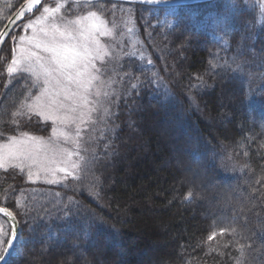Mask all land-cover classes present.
I'll list each match as a JSON object with an SVG mask.
<instances>
[{"label":"trees","instance_id":"1","mask_svg":"<svg viewBox=\"0 0 264 264\" xmlns=\"http://www.w3.org/2000/svg\"><path fill=\"white\" fill-rule=\"evenodd\" d=\"M25 1L0 0V31ZM65 1L71 18L95 10L111 19L117 3L128 4L151 65L131 53L111 58L107 127L79 175L37 184L26 169L0 168V205L18 207L28 225L23 255L7 264H264L259 6ZM59 2L44 0L33 16ZM174 6L172 25L151 14ZM27 18L1 49L0 143L52 133L51 121L22 107L40 90L33 76L7 73ZM37 186L43 191L30 193Z\"/></svg>","mask_w":264,"mask_h":264},{"label":"snow or ice","instance_id":"2","mask_svg":"<svg viewBox=\"0 0 264 264\" xmlns=\"http://www.w3.org/2000/svg\"><path fill=\"white\" fill-rule=\"evenodd\" d=\"M39 4L41 0H29L28 5L22 8L18 15L23 19L26 12L38 10ZM45 14L51 15L47 7H44L43 13L35 20H29L23 25L24 30L32 29L33 35L28 36L23 32L19 35L18 40L22 46L18 54L17 50L13 49V57L7 67V73L11 75L17 72H31L37 77L43 76L44 87L37 95L30 97L22 107L26 108V115L34 114L42 117V123L51 121L52 132L56 134L58 123L73 122L65 112L66 100L73 99L79 94L80 102L87 108L88 90L92 81L96 79L89 69H95L94 60L103 59L102 47L96 38V33L100 35L107 33L101 29L104 21L98 18L95 12H91L87 17H81L76 21H67L59 26L53 23L47 29L41 28L40 34L37 35L35 25L47 19ZM89 20L93 21L90 25ZM8 38L16 39L10 36L7 28L0 31V43ZM71 85H75L78 92H71ZM75 103L76 101L73 100L74 105ZM70 110L76 111L75 107ZM91 111L92 109H88L87 112L81 113V123L83 117ZM37 139L26 132L8 137L6 143L0 144V167L20 168L25 163H35L31 142ZM18 216L21 219L18 220ZM22 219L18 207L13 211L9 207L0 206V262L14 254L23 255L26 244L23 228H27L28 225L25 221L22 227ZM214 235L215 233L208 239H213Z\"/></svg>","mask_w":264,"mask_h":264},{"label":"rangeland","instance_id":"3","mask_svg":"<svg viewBox=\"0 0 264 264\" xmlns=\"http://www.w3.org/2000/svg\"><path fill=\"white\" fill-rule=\"evenodd\" d=\"M44 1V0H43ZM42 1V2H43ZM76 6H85L92 0H74ZM250 4H257L260 10V21L264 22V0H248ZM41 2V3H42ZM65 0H60L59 4L55 6L45 5L49 8L51 15L47 16L46 20L35 25V32L40 34L41 28H49L51 24L55 23L57 26L62 25L67 21H76L81 17H87L89 13L95 12L97 17L104 21L101 29L106 32L105 35L96 33V38L99 40L102 47L101 55L103 59H96L93 61L95 69H89L91 74L96 77L89 87L87 99L89 101L87 108L80 102L79 94L73 99L65 101V112L70 116L73 122L67 124H57V133L53 132L49 136H39L36 134H29L30 136L37 137L36 141L31 142V147L34 150L35 163H25L21 168L31 172L30 180L34 183L43 184H60L66 182L69 178L79 175L84 164L91 157L90 154L94 152V142L98 138L100 131L106 129V123L110 116L112 102L111 98L116 93L115 83L116 79L104 78V70L113 68L111 58L114 56L124 55L131 53L140 59L146 61L151 65L148 54L138 35V29L135 24V19L129 9L128 4L117 3L118 6L113 7V16L111 19L95 10H89L81 13L73 18L67 17L64 13ZM127 5V6H126ZM40 4L38 5V7ZM44 7L42 9H44ZM55 10V11H52ZM35 11V10H34ZM34 11H31L26 16L25 24L29 20H35L37 16L43 13V10L37 15L33 16ZM179 13L177 7H169L162 14L157 8L153 9L151 14L155 16H162L161 23L172 25L176 21V16ZM92 20L88 21L90 25ZM24 34L31 36L33 30H24ZM19 40L16 42L17 54L19 52ZM42 55H47L41 53ZM40 89L44 87L43 76L37 77L29 72ZM40 91V90H39ZM71 92H78L75 85L70 86ZM39 93V92H38ZM37 93V94H38ZM36 94V95H37ZM73 100L76 101L75 105ZM75 107L76 111L70 109ZM88 109L92 111L83 117V122L80 121L81 113L87 112ZM64 133V135H60ZM78 133V134H77ZM6 143L2 142L0 144ZM8 166L0 167L6 168ZM55 180V183L49 181ZM30 193L40 194L43 190L40 187L30 189Z\"/></svg>","mask_w":264,"mask_h":264},{"label":"water","instance_id":"4","mask_svg":"<svg viewBox=\"0 0 264 264\" xmlns=\"http://www.w3.org/2000/svg\"><path fill=\"white\" fill-rule=\"evenodd\" d=\"M42 1L43 0H41V2ZM118 1L140 2V3H147V4H151V5H156V6H173V5L189 4V3H194V2H198V1H204V0H118ZM28 3H29V0H26L16 10V12L10 17L7 24L4 26V28L2 30L7 28L8 32L10 33L12 31V29L31 12V11L26 12L23 19L18 15V13L21 12V9L24 8L25 6H27ZM37 7H38V5H37ZM5 40L2 43H0V54H1V49H2V46L5 42ZM10 258L11 257H7L6 260L3 262H0V264H7L8 261L10 260Z\"/></svg>","mask_w":264,"mask_h":264}]
</instances>
